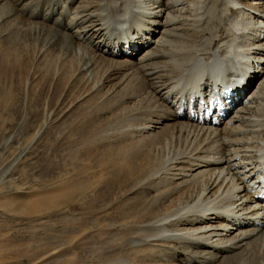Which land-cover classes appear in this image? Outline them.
Here are the masks:
<instances>
[{
    "label": "rangeland",
    "instance_id": "374dc122",
    "mask_svg": "<svg viewBox=\"0 0 264 264\" xmlns=\"http://www.w3.org/2000/svg\"><path fill=\"white\" fill-rule=\"evenodd\" d=\"M111 1L0 2V264H192L173 243L165 242L162 247L144 243L142 223L150 212L149 203L158 206V196L180 184L171 180L180 169L173 162L156 180H144L147 173L143 171L133 172L134 162L142 164L143 155L150 150L146 140L152 139L147 136L151 125L146 115H135L133 120L130 114L139 108L147 113L157 107L151 98L157 88L145 78L138 77L140 86L136 81L135 86L127 82L129 71L110 63L122 59L114 56L115 44L107 48L101 37L98 50L81 47L76 39L81 21L76 20L74 29L64 30L72 21L71 13L81 12L82 17L85 9L98 10L101 3ZM226 1L182 0L181 5H174L178 16L185 19L184 25L187 18L192 19V27H186L184 33L194 39L198 36L194 47L204 46L206 31L214 27L218 31L220 21L229 25L244 16L253 23L247 12H227ZM246 1L248 6L262 3ZM63 7L71 18L62 19ZM24 9L41 13L44 20L36 21L44 26V33L26 21ZM52 9L56 10L53 14ZM60 20L63 30H54L53 23ZM228 28L232 27L227 26V32ZM66 34L70 37L67 48L54 49L57 39ZM177 145L169 140L161 155L153 153L165 162L181 155ZM134 182L138 183L133 189ZM168 195L158 212L181 202L179 195ZM53 200L57 202L51 203ZM191 224L186 221L179 227Z\"/></svg>",
    "mask_w": 264,
    "mask_h": 264
},
{
    "label": "bare ground",
    "instance_id": "6f19581e",
    "mask_svg": "<svg viewBox=\"0 0 264 264\" xmlns=\"http://www.w3.org/2000/svg\"><path fill=\"white\" fill-rule=\"evenodd\" d=\"M66 1L72 4L76 0ZM115 1H111L112 4L101 3L103 5L98 10L85 9L82 17L81 12L77 11L71 13V18L63 7L62 19L68 16L72 21L65 27L61 20L55 21L52 26L54 30H63L64 27V30L69 31L75 28L76 20H79L82 27L77 31L76 39L81 47L88 46L98 50L102 37L103 46L108 48L109 45L115 44L119 46L121 51L118 52L121 55L124 54V43V46H129L131 55L140 51L134 59L121 56L123 59L120 61L112 59L110 63L114 67L124 66L125 71H129L128 83L135 86L136 81L140 86L138 77L145 78L157 88L151 92V98L157 102V107L147 113H143L144 108H139L130 114L133 120L135 115H146L151 125L147 127V136L152 139L151 142L146 140L151 146L150 150L144 152L142 164L134 162L133 172L143 171L147 173L144 180H156L166 170L167 165L173 162L179 165L180 169L171 175V180L179 181L180 184L173 183L167 192L157 195V200L161 201L158 206L149 203L150 212L143 216L145 219L142 223L145 224L143 229L146 233L144 243L161 247L165 242L173 243L179 247L183 258L192 264H264V209L257 200L258 181L264 172V58L261 57L264 54V0L261 4L253 3L251 6L246 4V0H227V12H247L253 16L250 15L253 23L244 16L237 17L238 22L231 19L229 25L220 21L217 25L221 30L216 31L214 27L213 30L206 31L208 39L201 47H194L198 36L194 39L184 33L186 27H192V19L187 18L184 25L185 19L178 16V9L175 11L174 5L182 0H171L170 3L168 0H124L121 4ZM31 10L23 11L26 21H31V25H37L43 32L44 26L36 21L44 20L39 16L41 13L38 15L39 12L35 14V11ZM55 11L52 9L51 14ZM195 18L193 21L197 23ZM239 18H244L247 22L243 23ZM210 20L208 22H211ZM227 26L232 27L228 28L229 33L226 31ZM156 32H159L158 36L149 40V35ZM144 43H147L148 47L141 51ZM66 44H70L67 34L57 39L54 49H64ZM136 47L138 49H135ZM77 49L82 48L77 46ZM84 52L88 54L87 51ZM109 54L113 56L112 52ZM252 77L261 78L262 81L256 89L250 91L251 102L239 113L234 114L232 124L229 122L231 120L227 119L226 125L210 128L193 121L180 120L178 117V111L187 107L199 90L202 91L211 81L230 84L245 81L248 87ZM142 86L146 88L145 85ZM153 86L151 88H154ZM157 94L161 95V98H158ZM161 140L163 142L158 145ZM169 140L179 145L182 156H175L163 162L162 158H158L153 152L161 155V149L168 146ZM136 159L135 157L134 160ZM134 183L133 189L137 187L138 182ZM168 194L170 198L179 195L178 200L181 202L163 209L164 213H160L158 209L161 205V208L165 206ZM150 200H153L152 196ZM55 202L57 201L53 200L51 203ZM186 221H192L191 226L180 228ZM201 223L203 224L199 226ZM188 248L192 251H187Z\"/></svg>",
    "mask_w": 264,
    "mask_h": 264
}]
</instances>
